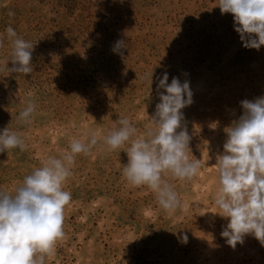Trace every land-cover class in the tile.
<instances>
[{"label": "rangeland", "instance_id": "374dc122", "mask_svg": "<svg viewBox=\"0 0 264 264\" xmlns=\"http://www.w3.org/2000/svg\"><path fill=\"white\" fill-rule=\"evenodd\" d=\"M218 3L0 0V131L8 126L28 145L0 153V191L14 194L73 137L100 134L87 155L75 157L64 184L72 195L65 235L45 264H264L258 240L247 235L233 249L221 237L227 220L213 214L224 128L242 115V100L264 96V45L245 48L232 14H221ZM8 26L35 45L29 75L8 70ZM119 40L122 56L113 51ZM165 72L169 84L173 77L189 82L193 103L181 110L182 126L191 136L189 159L202 163L191 180L164 176L184 205L173 215L147 186L123 177L130 143L107 151L102 139L122 117L144 133ZM29 101L36 106L30 124L19 119Z\"/></svg>", "mask_w": 264, "mask_h": 264}, {"label": "clouds", "instance_id": "9594fccd", "mask_svg": "<svg viewBox=\"0 0 264 264\" xmlns=\"http://www.w3.org/2000/svg\"><path fill=\"white\" fill-rule=\"evenodd\" d=\"M218 7L221 14H232L235 31L245 48L259 50L264 45V0H219ZM8 15L15 13L10 11ZM5 32L11 43L7 62L11 61L12 67L8 70L31 74L35 45L19 37L11 26ZM122 49L124 40H119L113 51L122 56ZM157 88L164 91L159 93L160 102L142 135L130 118L122 117L102 139L107 151L130 143L125 151L128 159L122 167L123 177L132 186H147L158 205L173 215L184 205L164 176L191 180L202 163L201 159H189L191 136L182 126L181 110L193 103L189 82L173 77L169 84L165 72ZM240 104L243 113L224 128L223 152L216 156L218 188L214 203L219 211L211 212L227 220L221 237L233 249L243 244L247 235L264 246V96L244 99ZM35 108L29 101L19 119L30 124ZM211 127L215 129L216 124ZM99 135L89 129L82 138L73 137L59 157L41 160V166L25 176L14 194L0 191V264H45V258L54 254L57 242L65 235L64 209L72 199L64 184L72 175L75 157L87 155L98 144ZM17 147L25 151L28 145L8 126L0 131V153ZM182 239L187 243V235Z\"/></svg>", "mask_w": 264, "mask_h": 264}]
</instances>
